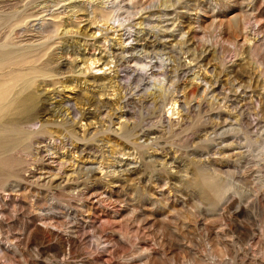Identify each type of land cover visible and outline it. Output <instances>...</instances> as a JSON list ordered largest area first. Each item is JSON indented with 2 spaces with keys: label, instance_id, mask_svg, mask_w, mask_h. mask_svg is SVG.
<instances>
[{
  "label": "rangeland",
  "instance_id": "374dc122",
  "mask_svg": "<svg viewBox=\"0 0 264 264\" xmlns=\"http://www.w3.org/2000/svg\"><path fill=\"white\" fill-rule=\"evenodd\" d=\"M0 264H264V0H0Z\"/></svg>",
  "mask_w": 264,
  "mask_h": 264
},
{
  "label": "bare ground",
  "instance_id": "6f19581e",
  "mask_svg": "<svg viewBox=\"0 0 264 264\" xmlns=\"http://www.w3.org/2000/svg\"><path fill=\"white\" fill-rule=\"evenodd\" d=\"M40 20V19H39ZM115 20H117V19H115ZM122 20V19H121ZM237 28H238V26H237ZM131 31L133 32V30H129L128 32H127V36H126V38H130V39H133V38H131V36H133V35H131ZM235 31V30H234ZM225 35V34H224ZM126 41V40H125ZM127 46V44H124V48ZM128 50V49H127ZM123 52V51H122ZM136 60V59H135ZM188 94V93H187ZM181 99V98H180ZM176 104H175V100L173 101V102H171L170 103V108L172 109V107H174ZM42 107V106H41ZM39 128H40V125L36 128V129H29L30 131L29 132H34V131H37V130H39ZM42 147V146H41ZM41 149V148H40ZM56 149V148H55ZM48 155V154H47ZM46 156V155H45ZM60 157V156H59ZM50 159V158H49ZM65 159V158H64ZM77 159H78V157H77ZM53 161V160H52ZM50 163V162H49ZM44 168V167H43ZM42 168V169H43ZM82 168V167H81ZM45 169V168H44ZM36 171V170H35ZM33 172V171H32ZM31 174V173H30ZM47 174H49V173H47ZM33 175V174H32ZM48 177H50V176H48ZM46 179V178H45ZM42 181V180H41ZM217 188L218 187H214V189L213 190H217ZM32 226V225H31ZM40 226V225H39ZM43 229V228H42ZM47 231V230H46ZM31 235L32 236H34V238L35 237H37V238H40V239H42L43 238V232L41 231V228L40 227H37V226H34V228L32 229V232H31ZM49 235V234H48ZM61 236V235H60ZM59 236V237H60ZM30 238H31V236H30ZM37 238H36V240H37ZM46 239V238H45ZM61 240H62V238H61ZM34 241V240H33ZM32 242V241H31ZM44 242V241H43ZM2 248V247H1Z\"/></svg>",
  "mask_w": 264,
  "mask_h": 264
}]
</instances>
